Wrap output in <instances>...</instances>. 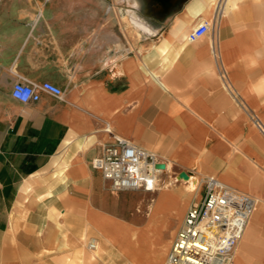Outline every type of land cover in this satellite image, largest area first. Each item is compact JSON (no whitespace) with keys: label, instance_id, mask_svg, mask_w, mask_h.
I'll return each instance as SVG.
<instances>
[{"label":"crops","instance_id":"obj_1","mask_svg":"<svg viewBox=\"0 0 264 264\" xmlns=\"http://www.w3.org/2000/svg\"><path fill=\"white\" fill-rule=\"evenodd\" d=\"M202 21L210 32L188 42ZM16 82L64 95L22 104ZM116 138L191 173L199 196L175 185L133 212L148 192L113 193L94 167ZM207 177L259 200L233 263L256 264L264 0H0V264H91L90 239L116 259L121 232L141 264H164Z\"/></svg>","mask_w":264,"mask_h":264},{"label":"built area","instance_id":"obj_2","mask_svg":"<svg viewBox=\"0 0 264 264\" xmlns=\"http://www.w3.org/2000/svg\"><path fill=\"white\" fill-rule=\"evenodd\" d=\"M210 29V22L198 23L189 32L188 42L199 40ZM41 91L58 98L64 95L62 88L49 82L41 86L16 82L11 96L29 104L39 101ZM158 164L155 154L116 138L114 143L104 146L103 155L95 160L94 167L102 172L115 193L153 192L154 174L165 170L158 168ZM203 186L202 197L187 211L164 264H232L235 249L259 200L227 187L214 177L205 178ZM96 244L95 239H90L87 248L94 252Z\"/></svg>","mask_w":264,"mask_h":264},{"label":"rangeland","instance_id":"obj_3","mask_svg":"<svg viewBox=\"0 0 264 264\" xmlns=\"http://www.w3.org/2000/svg\"><path fill=\"white\" fill-rule=\"evenodd\" d=\"M177 175H178L177 171L172 173V172H168L167 169L163 170L161 173L158 174L159 180L161 181V182L160 181L158 182V187H161L162 185L167 183V181L173 178L176 179V182H175L176 185L181 184L183 186L184 182L186 181L178 180L176 178ZM200 187L197 192L192 194L193 196H197L196 193H198V196H199ZM159 190L161 189H155L153 192H148V193L143 192L142 194H139V196L136 197L137 204L133 212L139 214V216L141 215V217H147L148 208L153 202V200L155 199V197L157 196ZM129 216H130L129 214H126V217L124 218L131 219L132 217H129ZM257 231H258L257 235H258L259 245H256L255 249L252 251V254H251V258H252L251 260L252 262L256 264L257 262L260 261L261 257H263L264 255V217L257 218ZM118 252L120 253L119 249H118ZM85 255L86 257L88 256L87 258L90 260V263L92 260L91 264H127L128 263V259L122 254L121 256H117L116 259L114 257H107V255H105L102 252L99 253L100 259H94V256L89 251H87Z\"/></svg>","mask_w":264,"mask_h":264},{"label":"bare ground","instance_id":"obj_4","mask_svg":"<svg viewBox=\"0 0 264 264\" xmlns=\"http://www.w3.org/2000/svg\"><path fill=\"white\" fill-rule=\"evenodd\" d=\"M261 129V126L259 127ZM263 132V130H261ZM166 169V167H165ZM167 171L168 172H171V167L170 165L167 166ZM159 177L158 175L154 174V178H153V189H161L165 191V189H168V188H171L172 186H175L176 185V179L173 178L169 181H167V183H165L164 185H162L161 187H158V182H159ZM161 182V181H160ZM201 186V181L194 177L193 175L190 176L189 180L184 182V193H187V194H194L195 192H197L199 190V187ZM120 236H118V246H119V250H120V253L125 256L127 259H128V263L127 264H141L143 259H142V256L144 255V253L141 255V254H134L130 251V248L128 247V237H127V234L125 232H121V234H118ZM96 240V239H95ZM96 245H97V249L93 252V251H90L88 248H87V245H86V248L87 250H89V252H91V254L94 256V259H100V256H99V248H100V240H96ZM237 249V247H236ZM236 249H235V252H234V258H233V262L232 264L234 263V259H235V253H236ZM163 250H165V247L163 248ZM163 250H158V251H154L153 253L151 254H145V260L146 261H151V263H157L159 261V258L161 256V253L163 252ZM88 257V256H87ZM88 262V261H87ZM95 262V261H94ZM91 263H92V260H91ZM80 264H83L82 262Z\"/></svg>","mask_w":264,"mask_h":264},{"label":"water","instance_id":"obj_5","mask_svg":"<svg viewBox=\"0 0 264 264\" xmlns=\"http://www.w3.org/2000/svg\"><path fill=\"white\" fill-rule=\"evenodd\" d=\"M157 167L160 168V169H165V165L164 164H158ZM191 175H192L191 173L181 172V173H179L177 175L176 178L178 180L188 181Z\"/></svg>","mask_w":264,"mask_h":264}]
</instances>
